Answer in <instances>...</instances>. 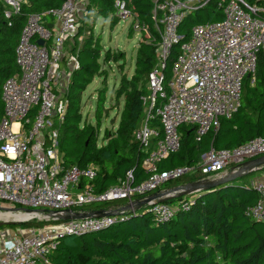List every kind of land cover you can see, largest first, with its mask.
Here are the masks:
<instances>
[{"label": "built area", "instance_id": "2783aa9c", "mask_svg": "<svg viewBox=\"0 0 264 264\" xmlns=\"http://www.w3.org/2000/svg\"><path fill=\"white\" fill-rule=\"evenodd\" d=\"M210 1L224 19L191 29L167 80L166 60L171 48L182 40L177 32L179 24L189 12ZM0 2L10 26L25 0ZM86 5L87 0H66L58 8L30 14L15 49L19 73L2 85L0 201L17 206L13 208L17 213L36 215L31 221L46 224L1 232L0 264H49L48 258L61 238L99 232L138 214L148 213L158 223L168 222L178 210L187 211L195 198L176 206L158 200L139 208L137 204L185 175H199L196 181L215 180L246 161L264 156V138L259 137L232 150L210 147L194 166L158 170L159 163L179 150L182 126L191 127L199 142L219 128L221 119H230L238 111L243 82L246 78L254 82L257 57L264 50V0L254 4L245 0H153L160 35L158 62L148 74L147 90L140 97L142 117L133 132L145 154L142 168L148 177L134 184L129 171L116 185L97 192L93 185L99 172L96 166L65 168L58 150L59 129L67 112L70 75L79 68L76 55L65 48L87 15ZM114 9L119 19L133 18L124 1L116 0ZM37 40L44 44H37ZM250 186L260 199L246 215L264 223V175ZM104 203L111 204L100 209L104 216L61 220L67 213H87L94 210L86 206Z\"/></svg>", "mask_w": 264, "mask_h": 264}, {"label": "trees", "instance_id": "16d2710c", "mask_svg": "<svg viewBox=\"0 0 264 264\" xmlns=\"http://www.w3.org/2000/svg\"><path fill=\"white\" fill-rule=\"evenodd\" d=\"M65 1L25 0L19 15L12 16L10 26L3 16L4 6L0 2V119L3 113L2 85L7 78L19 73L15 49L27 17L58 8ZM115 1L87 0V15L81 18L69 46L70 53L77 57L79 68L70 75L65 95L67 112L59 129L58 150L63 166H97L99 172L93 182L97 192L116 185L129 171L133 173L134 184L148 177L142 168L145 154L134 140L133 132L142 117L140 97L145 93L148 74L158 62L160 35L155 27L153 0H121L137 27L141 28L142 39L136 51L133 74L130 77L122 74L116 90V101L121 97L124 99L117 128L110 133L106 131L103 136L105 143L98 145L100 118L106 111L103 106L105 88L97 91V129L84 124L81 117L83 92L96 76L105 74L101 64L117 63L125 58L119 51H104L100 38L95 37L93 31L98 17L109 19L110 27L118 23L120 19L115 16ZM245 1L250 4L257 2ZM223 19V13L213 1L184 17L177 29L182 40L171 48L166 60V79H170L172 64L181 44L190 39L191 29ZM45 20L51 21V18L45 17ZM131 33L130 29L128 35ZM119 67L122 72L123 66ZM180 134L179 150L158 164L159 171L194 166L210 147L232 150L253 139L264 138V50L257 57L254 82L251 83L250 78L243 82L238 111L230 119H221L219 128L209 131L199 142H196L195 131L191 127H186ZM262 171L264 167L215 189L200 192L198 196L196 194L189 209L178 210L168 222L158 223L151 214L144 213L96 233L65 236L49 256V264H264V223L246 215L247 209L254 206L260 197L249 183L245 184L247 179L251 181L255 173ZM199 178V175H185L170 182L179 186ZM189 200L190 196H182L165 203L176 206ZM94 205L99 204L89 207ZM94 208L90 210H96ZM45 224L28 222L21 227H42Z\"/></svg>", "mask_w": 264, "mask_h": 264}, {"label": "rangeland", "instance_id": "374dc122", "mask_svg": "<svg viewBox=\"0 0 264 264\" xmlns=\"http://www.w3.org/2000/svg\"><path fill=\"white\" fill-rule=\"evenodd\" d=\"M131 29V36L128 35V31ZM95 37L100 38V44L104 51L110 50L111 52H121L124 54V59L120 62L111 61L109 64L103 63L102 69L105 74L101 76H96L90 85L82 94L81 102V117L84 124H89L96 127L97 121L95 118V109H96V99L97 91L105 88V100H104V110L100 118V127L98 128V145H103L105 140L103 139L104 133L108 131L109 133L114 131L120 120V113L124 104V99L121 97L118 102L116 101V90L119 87L120 77L122 74L130 77L133 74L135 66V57L138 45L142 39L141 30L136 27V23L133 18H128L126 20L120 19L114 27H110L109 19L103 20L101 17H98L95 20L93 27ZM80 41V40H79ZM69 47L67 42L66 48ZM123 66V71H120V67ZM61 70L63 66L60 65ZM106 78L105 82H103ZM169 80V79H167ZM147 90L146 84L144 86V91ZM187 126H182L179 129V132L185 130ZM97 167V166H96ZM98 168V167H97ZM99 170V169H98ZM250 185L248 179L245 184ZM176 183L170 182L166 183L161 187V190H168L176 187L173 185ZM190 198H195V195L190 196ZM102 206V207H101ZM0 207L3 208H17L11 203L1 202ZM102 209L110 207V204H99L92 207L86 206L87 210L93 209ZM36 221L32 220L29 223H34ZM42 223V222H41ZM21 227L17 224H7L0 221V233L9 231L11 229H16Z\"/></svg>", "mask_w": 264, "mask_h": 264}, {"label": "water", "instance_id": "95a60500", "mask_svg": "<svg viewBox=\"0 0 264 264\" xmlns=\"http://www.w3.org/2000/svg\"><path fill=\"white\" fill-rule=\"evenodd\" d=\"M49 28H51V25H49ZM37 44L43 45L44 42L42 40H37ZM264 167V156L249 160L244 162L237 170H231L227 175L224 177H220L215 180H201V181H195L183 185L176 186L174 188L162 191V192H156L150 197H148L146 200L139 202L137 204L136 208H139L141 205L146 204L150 200H158L160 203L166 202L169 199H172L174 197H182V196H190L195 193L199 192H206L211 189H215L221 185L227 184L232 182L235 179H238L250 172H253L255 170L261 169ZM175 194L172 196H167V194ZM0 211H10V212H16L18 209H13V208H3L0 207ZM26 213H30L31 211L29 210H23ZM93 215H98V216H104L106 213L103 210H94L90 211L87 213H73L69 214L67 213L64 217L61 218V220H77V219H83L87 217H91ZM31 220H26V221H14V222H4L7 224H25L30 222ZM39 222V221H36ZM96 233V232H94ZM91 234V233H88Z\"/></svg>", "mask_w": 264, "mask_h": 264}, {"label": "bare ground", "instance_id": "6f19581e", "mask_svg": "<svg viewBox=\"0 0 264 264\" xmlns=\"http://www.w3.org/2000/svg\"><path fill=\"white\" fill-rule=\"evenodd\" d=\"M36 217L34 214H20L17 212L5 211L0 213L1 222L26 221Z\"/></svg>", "mask_w": 264, "mask_h": 264}, {"label": "crops", "instance_id": "0c3cea01", "mask_svg": "<svg viewBox=\"0 0 264 264\" xmlns=\"http://www.w3.org/2000/svg\"><path fill=\"white\" fill-rule=\"evenodd\" d=\"M81 40V39H80ZM78 41H79V39H78ZM72 44V43H71ZM69 46H70V43H69ZM65 50H66V52H68V53H70V51H69V47L68 48H65ZM263 168V167H262ZM261 168V169H262ZM261 169H258V170H255V171H259V170H261ZM254 172V171H253ZM251 173V172H250ZM264 175V171H262V172H257V173H255L254 175H253V177H252V179H251V181H253V180H255V179H257V178H259V177H262ZM251 181H249V182H251Z\"/></svg>", "mask_w": 264, "mask_h": 264}, {"label": "clouds", "instance_id": "9594fccd", "mask_svg": "<svg viewBox=\"0 0 264 264\" xmlns=\"http://www.w3.org/2000/svg\"><path fill=\"white\" fill-rule=\"evenodd\" d=\"M100 210V209H99Z\"/></svg>", "mask_w": 264, "mask_h": 264}]
</instances>
